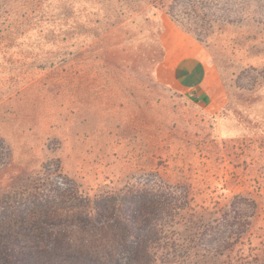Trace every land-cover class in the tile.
<instances>
[{"label": "rangeland", "instance_id": "1", "mask_svg": "<svg viewBox=\"0 0 264 264\" xmlns=\"http://www.w3.org/2000/svg\"><path fill=\"white\" fill-rule=\"evenodd\" d=\"M199 2L188 33L121 0H0V219L19 226L25 203L24 225L66 234L33 264H148L224 212L226 229L171 264L214 256L204 244L223 264H264V0ZM165 28L200 45L208 103L155 76Z\"/></svg>", "mask_w": 264, "mask_h": 264}, {"label": "trees", "instance_id": "2", "mask_svg": "<svg viewBox=\"0 0 264 264\" xmlns=\"http://www.w3.org/2000/svg\"><path fill=\"white\" fill-rule=\"evenodd\" d=\"M121 1H122V5H124V8L129 12V15L141 14L145 10L151 8H164L166 14L170 17V19L180 29L184 30L185 32L189 33V31L191 30L190 27L193 29L202 27V26H198L197 20H193V21L190 20V17L186 14L187 7L189 6V4H193L194 0H121ZM198 1H200L199 3H201L202 1H206V0H198ZM98 3L104 4V1L101 2L99 1ZM223 4L224 3L221 4L222 7H220V10L227 14L230 13V11H232L231 8ZM121 11L122 12L119 11L120 15L124 14L123 10ZM183 22L189 25L188 29L184 27ZM163 55H164V49L162 48L161 45L158 62L161 60ZM97 201L102 202L101 199L99 200L95 199L94 201L95 207H97L95 204ZM235 205L236 204L234 202L232 206L235 208ZM25 209H26L25 203H19L15 206V211L13 212V215L15 216L16 220H18V222L20 223L19 226L2 224L3 220L0 219V255H2L4 259L0 261V264H33L29 259V256L30 254L34 253L35 251L34 249L36 245H41L42 248L51 251L50 248L51 244H53V246L55 247L58 244L59 239L63 238V235H66L64 227L57 226L56 224H52V226H49L50 228L44 227L40 229L33 228V225H28V226L24 225V221L26 220V216H27ZM225 213L226 212H224L223 214L222 222L218 223L216 226L207 223L205 226L203 225L202 231H199V229L192 231L190 233L191 238L190 239L187 238L186 242L185 239H183L180 243H176L175 239H172L170 237L164 239V241L159 244L152 241L153 244L158 245L157 249L160 248L161 252L157 258H155L154 260H149L148 264H152L154 261H159V264L175 263L174 257L177 255V252H179V250L182 249V247L185 246V244L188 243L189 240H198L199 242L204 240L206 242V238L212 237L218 229L219 230L223 228L226 229V227L229 224H228V218L226 217ZM109 229H110V233L112 234H117L119 236L122 235V230L118 232V229L116 228L114 230H112V228ZM130 232H127V234H129ZM219 245L220 244L217 243L218 247ZM124 246L129 247L130 245L125 243ZM203 249L205 250L206 253L212 252L211 255L214 256L209 258H204V260H198V261L196 260L193 262H188L186 264H190V263L223 264V261L219 260L218 257L216 256L215 254L216 250H212V248L207 244H204ZM54 255H55L54 261L53 260L48 261L47 264H63L62 259L64 258H62V254L55 253ZM11 259L13 260V262H11ZM109 260L100 262L97 260L94 261L90 259V257L78 256L76 260H74V262L69 261L67 262V264H117L116 259L112 260L110 258Z\"/></svg>", "mask_w": 264, "mask_h": 264}, {"label": "crops", "instance_id": "3", "mask_svg": "<svg viewBox=\"0 0 264 264\" xmlns=\"http://www.w3.org/2000/svg\"><path fill=\"white\" fill-rule=\"evenodd\" d=\"M164 41L163 59L154 71L157 79L175 89L185 90L194 102L208 103L211 99L212 71L207 68L200 45L189 37L178 41L166 28ZM170 55L173 56L171 60Z\"/></svg>", "mask_w": 264, "mask_h": 264}]
</instances>
